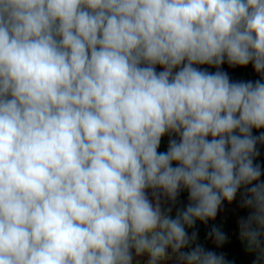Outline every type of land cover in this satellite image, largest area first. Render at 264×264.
I'll return each instance as SVG.
<instances>
[{
    "label": "clouds",
    "instance_id": "clouds-1",
    "mask_svg": "<svg viewBox=\"0 0 264 264\" xmlns=\"http://www.w3.org/2000/svg\"><path fill=\"white\" fill-rule=\"evenodd\" d=\"M254 129L264 0H0V264H231L189 230L240 189L239 237L264 264Z\"/></svg>",
    "mask_w": 264,
    "mask_h": 264
},
{
    "label": "crops",
    "instance_id": "crops-1",
    "mask_svg": "<svg viewBox=\"0 0 264 264\" xmlns=\"http://www.w3.org/2000/svg\"><path fill=\"white\" fill-rule=\"evenodd\" d=\"M202 68L207 67L209 71H215L216 69L214 67L209 66H200ZM223 69L228 71L232 79L234 80H257L261 79V76L257 73H255L253 67L251 64H249L247 67H230L227 63H225L223 66ZM162 68V66L157 65L156 70ZM259 131H264V129H261ZM259 131L253 130V133L255 135L259 134ZM170 138L169 134H166L164 137H162L161 140V146L160 151H164L167 149L168 140ZM260 148V156L258 157L257 163H260L262 167H264V145L258 146ZM262 180H264V176L261 177ZM243 192V189H240L238 191V194L235 198V200L229 204L227 202H224L222 205L221 210L219 211L217 217L215 220L208 221L207 224L201 223L197 221L195 227L193 229H190L189 231H197L198 232V243L203 244L207 249L214 250L219 252H223L226 256V259L231 262V264H253V261L256 259V253L250 251L245 242H242L239 233H238V220L240 217H246L250 209L242 208L241 205V193ZM149 195H151V191H149ZM188 195V193L186 194ZM189 203L188 196H186L183 199H180L178 197L177 205L173 207V213L172 215H175V212L178 208L186 206ZM165 207L170 206L169 204H165ZM212 224H217L222 227V230L226 232L228 235V240L223 246L217 247L215 243L207 237V232L209 230V227ZM169 252H171V249H169ZM133 257H134V264H147L148 256L147 255H141L136 256L135 252L133 250ZM166 264H176L175 259H169Z\"/></svg>",
    "mask_w": 264,
    "mask_h": 264
},
{
    "label": "trees",
    "instance_id": "trees-1",
    "mask_svg": "<svg viewBox=\"0 0 264 264\" xmlns=\"http://www.w3.org/2000/svg\"><path fill=\"white\" fill-rule=\"evenodd\" d=\"M259 159H257V161H258ZM149 191H151V190H149ZM187 194V190H181V192H180V194H179V198L180 199H183V198H185L186 196H188V195H186Z\"/></svg>",
    "mask_w": 264,
    "mask_h": 264
},
{
    "label": "built area",
    "instance_id": "built-area-1",
    "mask_svg": "<svg viewBox=\"0 0 264 264\" xmlns=\"http://www.w3.org/2000/svg\"><path fill=\"white\" fill-rule=\"evenodd\" d=\"M197 67H198V66H197ZM162 70H163V68H162V69H160L159 71H162ZM159 71H158V72H159Z\"/></svg>",
    "mask_w": 264,
    "mask_h": 264
},
{
    "label": "rangeland",
    "instance_id": "rangeland-1",
    "mask_svg": "<svg viewBox=\"0 0 264 264\" xmlns=\"http://www.w3.org/2000/svg\"><path fill=\"white\" fill-rule=\"evenodd\" d=\"M198 67H200V66H198ZM160 69H162V68H160ZM160 69H158L157 71H159ZM149 258V257H148Z\"/></svg>",
    "mask_w": 264,
    "mask_h": 264
}]
</instances>
